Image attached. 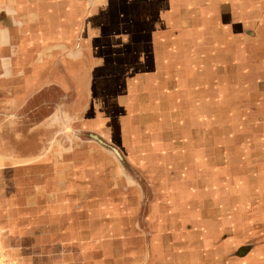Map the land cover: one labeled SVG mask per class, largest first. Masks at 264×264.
Returning a JSON list of instances; mask_svg holds the SVG:
<instances>
[{
  "label": "crops",
  "instance_id": "0c3cea01",
  "mask_svg": "<svg viewBox=\"0 0 264 264\" xmlns=\"http://www.w3.org/2000/svg\"><path fill=\"white\" fill-rule=\"evenodd\" d=\"M154 11L162 20L152 17ZM0 12L12 20V27L0 26V90L5 92L4 97L11 98L20 92L19 87L32 73L34 62L50 60L57 50L75 54L71 38L87 37L91 30L99 36L100 29L114 30L107 32V37L133 38L134 35H120L115 29L127 31L134 26L139 29L136 35L143 32L148 36L153 29L159 34L166 27H172L173 34L185 30L209 40L208 54H195L188 61L192 66L187 67V62L184 65L191 82L187 89L191 92L200 88L213 91L216 83V90L222 91L219 88L222 81L225 85H238V90L252 92L248 85L253 81L251 84L259 92L255 96L260 100L258 107L240 101L234 107L239 111L235 116L229 113L226 120L218 114L232 105L225 101L224 91L216 98L211 95L204 103L187 104L199 112L204 106L210 108L207 122H221L211 127H220V130L195 129L190 141H186L187 147L180 138L176 141L172 133L160 136L157 132L154 147H146L145 141L131 138L125 154L136 169L150 179L152 175L160 176L161 182L168 184L176 180L175 189L168 186L169 189L162 191L169 198L154 196L157 200L151 203L154 210L151 215L147 212L151 197L149 189L142 187L145 186L143 179L127 165L119 149L99 143L100 137L92 132L88 133L87 142H98L105 152L85 146L77 150L68 148L71 156L58 152L49 161L24 160L12 158L19 155L15 137L11 148L7 145L8 151L3 150L1 143L0 153L8 157L5 158L8 161L0 158L2 250L16 252L25 261H19L20 264H264V179L261 174L264 153L257 149L258 143H264V136L257 128L264 125V114L260 112L264 111V0H0ZM9 38L18 41L12 55L8 53L11 50H4L10 44ZM32 38L44 40L28 55L30 45L27 43ZM24 42L27 45H23ZM230 43L239 50L230 51ZM209 58H219L222 62L208 66ZM104 61L99 59L94 69H89V80L92 74L93 81ZM233 68L240 76L235 83ZM203 74L215 76L218 81L193 84L197 81L194 78ZM179 75L181 77V71ZM180 77L179 80L168 78L171 86L162 90L181 98ZM154 83L156 90L160 83ZM90 86L96 88L95 79ZM85 89L87 87L83 86ZM198 115L188 118L192 121L191 118ZM14 118L13 123H18L19 115ZM109 118L112 121L115 117ZM228 121H236V125L244 128V132L236 136L237 140L243 139V144L249 140L246 143L249 151H245L250 157L249 172L244 175L242 185L249 190L240 196L234 193L239 190L235 188L239 187L238 179L213 178L214 172L224 170L222 163H214L209 168L197 162L212 149L224 152L230 159L242 152L240 142L215 147L226 141L222 128L225 126L228 130ZM13 130L18 132L17 125ZM31 152L34 151L27 153ZM167 152L179 153L181 161L192 152L195 159L189 160L193 159L195 166H191L190 171L182 168L175 176L173 167L166 166ZM147 156H152L148 162ZM101 158L106 161L102 162ZM7 172H11V179H7ZM184 172L190 175L188 184ZM229 217L246 222L243 229L227 226ZM202 237L210 240L198 242Z\"/></svg>",
  "mask_w": 264,
  "mask_h": 264
},
{
  "label": "rangeland",
  "instance_id": "374dc122",
  "mask_svg": "<svg viewBox=\"0 0 264 264\" xmlns=\"http://www.w3.org/2000/svg\"><path fill=\"white\" fill-rule=\"evenodd\" d=\"M151 15L156 19L159 18L155 11ZM159 20L162 19L159 18ZM139 25V28H141V24ZM0 26L5 28L12 27V20L1 12ZM138 30V28L134 29V26L128 28L127 31L121 28L115 29L120 35H134L131 36L133 38L107 37L106 34L114 31L112 29H108V33L100 29L98 32L99 36L91 30L88 32L87 37L81 35L80 38H71L73 40L71 42L73 45L72 50H75V54L57 50L50 60L44 59L43 63L34 62L32 64V73L22 82V85L19 87L21 90L20 92H16V96H12L11 98H8V96L4 97L3 93L5 92L0 90V145L2 143V146L4 145L3 150L8 151L7 145L11 148L15 137L19 145V155L12 158L24 160L33 158L49 161L58 152L71 156L68 155V148L77 150L83 149L85 146L96 148L102 153L105 152L98 142H91L90 140L87 142L89 139L88 133L92 132L98 135L104 143L119 149L123 153L127 165H130L135 174L137 172V175L143 179L145 186L142 185V187L149 189L148 192L151 197L150 203L147 204V212L151 215L154 212L151 203L157 200V198L154 199V196L161 195L162 199L169 198L162 191L166 190L168 186H170V189H175L176 180L168 184L167 182H161L160 176L156 177L152 175L150 179L149 175L146 176L143 171L136 169V166L128 161V156L125 154V149L127 147L130 148L129 142L131 138L139 139L140 142L145 141L146 147H154V143H157V132H159L160 136L172 133L176 141H179L180 138L181 142L184 141L186 143V141H190L191 133L195 129L202 131L205 129L207 131L213 129L220 130V127H214L213 129L211 127L213 124L218 125L221 123L213 122L212 124L209 121L207 122L206 118L208 119L209 115H211L210 108H206L203 105L205 108H200L202 111L199 112L193 110L194 107L192 108V105L188 107L187 104L193 102L204 103L211 95H213L211 97L216 98L218 94L221 96V92L224 91L223 94L227 97L225 101L227 103L230 101L232 105L222 110L217 108V110H220V113H218L220 118L226 120L229 113L235 116L237 110L239 111V109L235 108L240 101L244 104L258 107L260 100L255 96L257 90L251 84L253 81L248 85L252 92L238 90V85L232 83L225 85L223 81L219 84V88L222 91H217L218 85L216 82L218 79L215 76L203 74L198 76V78H194L197 81H194L195 83L193 84L206 80L214 82L216 84L213 91L200 88L201 90L191 92L187 89L191 82L187 74H185L187 70H185L184 65L187 62V67L192 66L188 61L195 54H208V50H211V47L207 48V46H210L207 38H199L200 36H196V33L185 30L173 34L171 30H174V28L172 29V27H166L164 32H159V34H156L153 29L148 36L144 35L143 32L140 35H136L135 31ZM154 36L156 38H153ZM43 40L44 38H32L31 42L27 43L30 45L27 49L28 55ZM7 41L10 44L5 46L4 50L6 52L7 50H11L8 52L11 54L18 41L15 38H9ZM25 43L23 45H27ZM236 44L235 42L234 45ZM229 46L231 47L229 48L230 51L239 50L232 43ZM252 48L253 46L250 49L252 50ZM173 52H175V55ZM165 56L167 57V62L164 59ZM99 59H105V63L102 64L97 75L93 78V81L98 78V82L100 83V88L98 86L95 88L94 86L92 87V74L89 80V69L93 70ZM206 60H208L207 56ZM221 62L222 59L209 58L208 66L220 65ZM1 70L2 63L0 61ZM180 71L182 73L181 77L179 75ZM232 72L235 74L234 78H232L235 83L240 76L234 68ZM125 74L127 75L125 76ZM179 77L182 89L178 92L181 98L169 95L168 90H162L163 87L171 86L172 81L168 82V78H177L179 80ZM154 79H157V81ZM154 82L160 83L156 85L158 86L156 90H154ZM89 85H91L92 89L89 88ZM83 86L87 87V89L83 90ZM47 89H51V91H47ZM209 91L211 92L210 94ZM6 95L10 94L6 93ZM27 104H31V106L26 107ZM247 107L249 108L248 105ZM260 112L264 114V111ZM193 114L198 116H193L191 121L188 117H191ZM16 115H19L20 123L16 122L15 124L12 120L15 119L14 116L16 117ZM110 116L115 117L114 120L111 121ZM16 125L19 129L18 132H14L13 130V127ZM227 125L228 130L225 129V126L222 128L224 130L223 135H226V141L221 142L218 146L213 144V146L221 147L223 144L227 145L231 142L243 144V139L239 141L236 139V136L244 132V128L236 125V121L234 123L228 121ZM8 126H12L8 128L10 131L7 129ZM257 128H259L261 134L264 136V125L262 124L261 127L257 126ZM252 130L254 131V128ZM232 137H234V140ZM85 141L86 143H84ZM247 142L249 140H245L242 145V152L235 154L232 159L226 157L224 152H222L223 156L221 155L222 153H218L212 149L207 156H201L197 160L200 164L202 163L201 166L207 165L208 167L215 165L217 162L222 163L224 170L222 172H214L213 178L216 180L222 178L225 181L239 180L237 182L239 187H235L239 189L238 193L234 192L236 196L244 195V192L248 193L249 190L242 187L244 175L248 174L249 171L247 169L250 165V157L247 155L249 151V146H246ZM187 146L188 144L186 143ZM246 149L247 152H245ZM257 149L262 150L264 153V143H258ZM30 150L34 152L27 153ZM165 150L168 151V148L165 147ZM192 152H188L190 154L183 161L178 156L179 153L167 152L165 154V158L168 159L166 160V166L168 168L173 167L175 176L176 172L182 168L189 170L191 166H195V164H192L193 159L192 161L189 160V158L195 159L196 155H193ZM70 153H73V151ZM151 157L147 156L146 162ZM0 158L8 161L5 159L8 158L5 154L0 153ZM262 158H264V154H262ZM100 160L102 162L106 161L102 158ZM117 164L121 165L119 162ZM7 173V179H11V172ZM202 174L203 177L206 176L205 172H202ZM261 174L262 179H264V170H262ZM183 175L186 176V183L188 184L189 173L184 172ZM185 176L183 177L185 178ZM133 180L137 181L136 178ZM170 180H172L171 177ZM237 213H239V209ZM227 224V226L239 230L243 229L246 222L243 223L239 219L229 217ZM209 240L208 238L204 240L202 237V240L199 239L198 242ZM182 241L184 242L183 239ZM214 241H216L215 237ZM16 254L12 249L2 250L0 248V264H20L19 261H24L21 260L22 257H18Z\"/></svg>",
  "mask_w": 264,
  "mask_h": 264
},
{
  "label": "water",
  "instance_id": "95a60500",
  "mask_svg": "<svg viewBox=\"0 0 264 264\" xmlns=\"http://www.w3.org/2000/svg\"><path fill=\"white\" fill-rule=\"evenodd\" d=\"M99 143H101V144H103V145H105V146H107L108 144H106V143H104L101 139H98L97 140ZM108 147H110V145L108 146ZM112 148V147H111Z\"/></svg>",
  "mask_w": 264,
  "mask_h": 264
},
{
  "label": "flooded vegetation",
  "instance_id": "af4514ba",
  "mask_svg": "<svg viewBox=\"0 0 264 264\" xmlns=\"http://www.w3.org/2000/svg\"><path fill=\"white\" fill-rule=\"evenodd\" d=\"M98 80H99L98 78L95 80L96 86H99L100 85V83L98 82Z\"/></svg>",
  "mask_w": 264,
  "mask_h": 264
}]
</instances>
